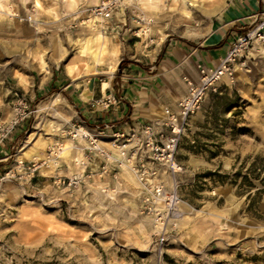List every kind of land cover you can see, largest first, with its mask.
Returning a JSON list of instances; mask_svg holds the SVG:
<instances>
[{
  "label": "rangeland",
  "instance_id": "obj_1",
  "mask_svg": "<svg viewBox=\"0 0 264 264\" xmlns=\"http://www.w3.org/2000/svg\"><path fill=\"white\" fill-rule=\"evenodd\" d=\"M100 1L0 0V122L12 115L9 87L35 110L0 169V264H264V192L256 194L264 188V45L245 53L234 82L222 80L182 129L180 216L143 212L128 170L118 180L94 174L75 188L54 183L57 174L83 171L76 162L82 152L67 134L81 118L57 87L35 99L29 93L45 86L55 66L66 75V67L80 69L81 80L118 73L122 35L71 27ZM121 1L114 20L127 40L144 45L194 44L222 7L209 0ZM56 142L64 147L60 167L19 177L20 161L44 159ZM257 157L259 180L252 172ZM160 172L171 188V176ZM245 177L256 186L241 187Z\"/></svg>",
  "mask_w": 264,
  "mask_h": 264
},
{
  "label": "built area",
  "instance_id": "obj_2",
  "mask_svg": "<svg viewBox=\"0 0 264 264\" xmlns=\"http://www.w3.org/2000/svg\"><path fill=\"white\" fill-rule=\"evenodd\" d=\"M122 6L121 0H103L91 8L90 12L71 27L84 25L103 33L113 30V17ZM32 23L33 16L25 18ZM255 45H264V10L247 26L238 32L227 53L214 67L198 65V80L185 77L187 93L179 100L178 109L164 110L162 121L138 122L129 127H122L108 132L107 126H90L85 120L74 124L67 134L79 148L82 158L76 162L82 172L72 176L56 175L54 183L58 187L75 188L85 183L94 174L100 177L119 179L122 170L132 172L138 180V194L143 212L158 215L159 219L178 217L181 214L182 198L178 193L177 175L184 171L183 164L177 157L178 145L182 129L189 117L200 108L201 103L210 91H216L218 84L227 79L234 82L236 64ZM12 115L9 120L0 122V145L13 137L16 128L34 113L29 99L18 92L14 93ZM118 102L115 95L92 100L91 107L108 109ZM83 142L84 145L79 146ZM77 143V144H75ZM110 144V146H108ZM63 143L56 142L48 149L42 160H32L28 165L24 161L18 163L19 177L32 179L41 168L57 169L61 166ZM99 170H93L95 164ZM169 174L173 186L167 187L161 177V170ZM13 170H10L11 172ZM15 175V172L14 174Z\"/></svg>",
  "mask_w": 264,
  "mask_h": 264
},
{
  "label": "crops",
  "instance_id": "obj_3",
  "mask_svg": "<svg viewBox=\"0 0 264 264\" xmlns=\"http://www.w3.org/2000/svg\"><path fill=\"white\" fill-rule=\"evenodd\" d=\"M219 3L217 11L222 7L207 33L193 40L194 44H162L160 41L156 45H144V39L133 36L127 40L124 36L126 32L120 31L122 27L113 18L115 28L110 30L113 31L112 36L122 35L118 68L123 59L128 60L115 76H92L77 81L59 72L55 66L46 74L48 81L43 88L35 85L30 89L29 98L35 99L57 87L71 100L79 118L92 127L107 126L106 130L110 133L138 122L162 121L164 109L176 111L179 100L187 93L185 77L198 80L199 64L203 67L216 66L241 28L251 25L264 10V0H220ZM12 90L13 87L7 89V93L12 94L11 101ZM109 95L118 98L115 105L108 109L91 107L92 100ZM23 129L25 125L21 123L10 138L11 142L0 145V169L5 166L2 163L7 159L9 146ZM93 170H99L98 163Z\"/></svg>",
  "mask_w": 264,
  "mask_h": 264
},
{
  "label": "trees",
  "instance_id": "obj_4",
  "mask_svg": "<svg viewBox=\"0 0 264 264\" xmlns=\"http://www.w3.org/2000/svg\"><path fill=\"white\" fill-rule=\"evenodd\" d=\"M127 61L128 60L123 59L120 62L119 70H121L123 68L124 63L127 62ZM259 160L260 159L257 157L256 160L252 164V172L254 173L253 174L254 178L258 179V180L260 179V172L258 170H261V166H259ZM236 176H239V173H236ZM260 183H262L264 185V177L261 178ZM244 186H247L249 189H252V188H254L256 186V184L253 181H251V180H249V179H247L245 177V180L241 183V187H244ZM263 192H264V188L263 189H258L256 191V194L259 195V194H262Z\"/></svg>",
  "mask_w": 264,
  "mask_h": 264
},
{
  "label": "bare ground",
  "instance_id": "obj_5",
  "mask_svg": "<svg viewBox=\"0 0 264 264\" xmlns=\"http://www.w3.org/2000/svg\"><path fill=\"white\" fill-rule=\"evenodd\" d=\"M207 1V0H206ZM219 1L220 0H209V2L210 3H213L214 4V6L216 7H218V3H219ZM195 2V1H194ZM201 2H203V1H201ZM220 4V3H219ZM202 8V7H201ZM104 46V45H103ZM254 49V48H253ZM253 49H251V50H253ZM80 69H78V68H75V69H73V68H68L67 67V69H66V71H67V74L68 75H70L72 78H73V80H79V78L81 77V73H80V71H79ZM41 113V112H40ZM63 149H64V147H63Z\"/></svg>",
  "mask_w": 264,
  "mask_h": 264
}]
</instances>
